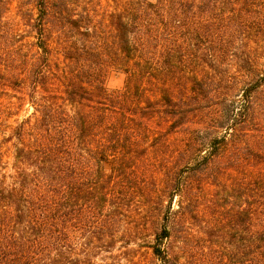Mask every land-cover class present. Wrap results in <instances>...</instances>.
<instances>
[{
    "label": "trees",
    "instance_id": "obj_1",
    "mask_svg": "<svg viewBox=\"0 0 264 264\" xmlns=\"http://www.w3.org/2000/svg\"><path fill=\"white\" fill-rule=\"evenodd\" d=\"M10 3L0 264H264V0Z\"/></svg>",
    "mask_w": 264,
    "mask_h": 264
},
{
    "label": "rangeland",
    "instance_id": "obj_2",
    "mask_svg": "<svg viewBox=\"0 0 264 264\" xmlns=\"http://www.w3.org/2000/svg\"><path fill=\"white\" fill-rule=\"evenodd\" d=\"M35 0H11L10 3V11L6 14L9 18H13L14 21L19 20L17 15H20L23 19H30L31 21L34 20L35 17V7H34ZM55 3H61V7H67L68 12H72L77 15V13H81L84 11H89V13L104 16L105 13H109L111 11H117L124 7L127 0H51ZM17 13V15H16ZM26 40L33 41L31 37H26ZM15 43V42H14ZM12 52L6 53L3 55V59H11ZM124 74L118 70L110 71L105 79V85L109 89H119L122 88L124 83ZM2 92L0 90V96ZM23 109H27V106H24ZM30 109L27 110V113ZM25 111H20L19 115L14 117L21 119L25 114ZM12 120V118H11ZM134 249V259H143V256L148 251V249L144 246L142 239H137L134 244H131ZM120 248L115 247L111 249L112 251L106 254H103V261L106 264H113L118 261L120 264H128L129 258H131L132 253H122L119 250ZM149 253V252H147Z\"/></svg>",
    "mask_w": 264,
    "mask_h": 264
}]
</instances>
